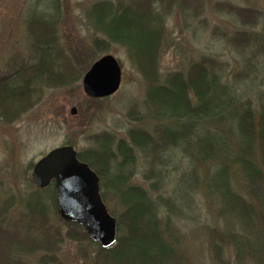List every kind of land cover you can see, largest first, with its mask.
<instances>
[{
  "label": "trees",
  "instance_id": "16d2710c",
  "mask_svg": "<svg viewBox=\"0 0 264 264\" xmlns=\"http://www.w3.org/2000/svg\"><path fill=\"white\" fill-rule=\"evenodd\" d=\"M124 1L100 3L118 10L125 7ZM174 2L182 3V7L190 3L137 0L134 3L141 13L137 20L125 22L124 31L128 33L120 35L119 27L99 31L102 38H96L92 45V50L101 52L107 50L110 42L126 47L138 72L151 85V103L157 105L156 109L151 107V117L162 120L155 126L154 135L133 127L127 131L128 139H120L116 144L107 133L96 134L94 144L77 154L98 175L102 199H107L108 191L122 206L115 217V241L108 246L92 240L81 225L64 223L68 227L66 236L79 239L80 234L97 244L95 264H178V259L184 257L173 241L169 214L181 208L169 193L156 194L167 187L163 173L170 166L160 155H172L175 151L187 159L190 172L187 196L196 192L213 199L223 217L230 219L222 228L232 239L237 258L243 260L248 253L258 258L264 253V32L252 30L261 13L232 6L230 13L243 24L227 37L228 45L239 56L240 70L235 75L229 77L226 61L208 54L191 63L184 72L162 76L158 71L159 49L164 40L161 11L165 7L174 9ZM45 23L40 21L38 27ZM45 36V47L42 43L40 47L44 54H49V42L55 39ZM36 58L35 64H23L17 72L0 78V111L8 114L25 106L26 93L39 83H65L73 76L70 65L64 70L62 66L55 69L50 61ZM20 73L21 79L16 83ZM137 152L146 158L151 154L144 179L154 180L147 186L130 181ZM36 191L48 195V203L25 204V217L21 221L9 222L4 213L11 205L0 206V264H24V258L40 252L38 264L58 260L53 251L60 235L46 225L50 205L57 214L55 189L49 184ZM235 222L241 225L237 232L233 228ZM34 226L39 230L38 236L31 232ZM11 242L25 249L11 251Z\"/></svg>",
  "mask_w": 264,
  "mask_h": 264
},
{
  "label": "rangeland",
  "instance_id": "374dc122",
  "mask_svg": "<svg viewBox=\"0 0 264 264\" xmlns=\"http://www.w3.org/2000/svg\"><path fill=\"white\" fill-rule=\"evenodd\" d=\"M101 1L106 0H0V78L17 72L23 64H35L37 56L50 61L55 69L62 66L64 70L70 65L73 70L70 72L73 76L65 83L42 82L32 91L28 90L25 106L8 114L0 111V206L11 205L4 213L9 222L24 219L25 204L48 203L49 196L36 191L31 170L35 162L51 149L72 145L79 153L91 147L94 136L100 133H107L116 144L120 139L127 140V131L133 127L154 135L155 126L162 121L151 117V107L157 108L151 103V85L138 72L126 47L110 42L104 52L92 50L94 40L102 38L99 31L119 27L120 35L128 33L124 31L125 22L137 20L141 13L134 3L137 0H125V7L118 10L101 4ZM107 1L121 3L123 0ZM189 2L185 7L174 2V9L165 7L161 11L164 40L159 49L158 71L162 76L184 72L202 55L213 54L227 62L229 77L235 75L240 70L239 56L228 45L227 37L234 30H240L243 24L230 11L232 6L258 10L261 15L252 30L264 32V17L261 18L264 0ZM43 20L46 23L39 28L38 24ZM43 33L55 39L49 42V54H44L40 47V43L45 47ZM104 53L112 54L118 61L120 85L108 97L91 98L83 92L82 76ZM21 76L20 73L16 83ZM72 107L76 108L75 114L70 112ZM148 148L151 150L150 146ZM160 157L170 166L163 173L167 187L156 194L168 196L169 193L175 205L181 208L180 212L169 213L173 222V241L184 253L178 264H264V253L258 258L250 257L249 253L243 260L237 258L230 243L232 239L222 228L230 219L223 217L218 203L201 193L192 192V196H187L190 175L187 159L177 151ZM150 158L151 154L146 158L143 153H136L130 181L147 186L154 180L144 179ZM106 195L107 199L103 201L115 218L122 206L108 191ZM57 214L50 205L46 225L58 230L60 235L57 249L53 251L58 260L51 264H95L97 244L80 234L79 239L66 236L68 227ZM233 228L237 232L241 225L235 222ZM38 231L36 226L31 229L34 236H38ZM23 249L17 242L10 243L11 251L22 252ZM41 254L24 258V264H38Z\"/></svg>",
  "mask_w": 264,
  "mask_h": 264
},
{
  "label": "water",
  "instance_id": "95a60500",
  "mask_svg": "<svg viewBox=\"0 0 264 264\" xmlns=\"http://www.w3.org/2000/svg\"><path fill=\"white\" fill-rule=\"evenodd\" d=\"M121 67L110 53H104L84 72L83 92L91 98H104L119 88ZM71 114L76 108L72 107ZM31 180L37 188L52 181L59 216L83 226L89 237L102 246L115 240L116 220L108 212L101 194L99 177L90 166L79 160L72 145L51 149L32 167Z\"/></svg>",
  "mask_w": 264,
  "mask_h": 264
}]
</instances>
